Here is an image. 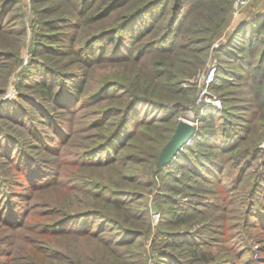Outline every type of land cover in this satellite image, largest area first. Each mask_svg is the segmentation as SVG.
Instances as JSON below:
<instances>
[{
	"label": "rangeland",
	"instance_id": "1",
	"mask_svg": "<svg viewBox=\"0 0 264 264\" xmlns=\"http://www.w3.org/2000/svg\"><path fill=\"white\" fill-rule=\"evenodd\" d=\"M113 1L88 0L83 6L82 0H0V9L4 7L0 13V178L12 185L8 188L1 181L5 193L16 192V210L29 207L21 225L7 223L0 216V260L9 264H156L160 251L179 249L178 254L186 256L191 264L199 263L196 257L202 251L207 259L213 258L212 263L264 264V183L258 188L264 173V73L253 70L261 48L253 55L248 51L253 31L247 22L255 17L254 0H204L199 5L195 0H179L180 29L167 43L156 42L151 47L165 32L175 2L165 0L163 6L159 4L135 22L143 32L131 46L130 58L84 62L78 48L92 36L119 27L121 19L151 0ZM64 18L72 19V24H51ZM240 29V34L233 37ZM52 33L57 37H47ZM256 38H264V25ZM105 39L108 54L114 36ZM102 41L95 44L93 55L99 52ZM263 42L253 41L255 45ZM128 51H122L123 55ZM38 63L54 66L57 72L83 76V89L77 93L74 110L43 98V88L31 80L38 76ZM107 82L112 87L103 93L100 89ZM138 94L145 100L133 107L125 133L98 154L104 158L116 150L124 151V163L118 167L84 163V152L102 143L113 128H108L107 122L119 118L112 115L101 122L105 110L123 109ZM28 97L48 104L52 113L69 125L64 144L50 141L53 138L49 135L54 132L44 122L48 118ZM146 99L161 103V108L149 105ZM13 103L23 110L22 123L9 114ZM30 116L41 122L38 129L47 139L46 145L30 133ZM180 121L193 124L196 130L171 159L170 166L160 165L161 151ZM216 131L215 136L205 135ZM231 132L240 133L234 150H212L224 160L218 172L221 176L205 184L195 182V177L202 180L185 166L188 157L181 156L187 155L189 147L211 151L201 142L211 137L218 142L217 135L225 133L226 138L233 135ZM11 140L17 141L19 148L5 145ZM28 155L31 160L40 159L44 170H58V185H47L53 178L33 186L28 180L18 182L27 178L26 171L33 166H28ZM132 155L139 160H130ZM155 155L158 160L153 164ZM193 183V188H188ZM107 187L136 188L139 197L115 210ZM126 197L116 199L124 202ZM2 199L0 194V205ZM252 205L257 207L262 227L249 225ZM60 206L64 212L57 211ZM132 206L140 208L142 215L134 213ZM202 206L205 211L198 210ZM98 208L111 218L83 219L81 223L87 222V226L81 229L91 230L86 235L49 229L65 212L75 215ZM184 214L185 221L180 222ZM108 219L123 221L127 227L133 223L141 236H133L123 246L111 245L117 248L114 250L120 249L113 253L105 239L120 228ZM73 223L76 226L72 227L80 229V221ZM101 225H106L104 230ZM175 232H190V243L199 246L196 252L172 244L168 233Z\"/></svg>",
	"mask_w": 264,
	"mask_h": 264
},
{
	"label": "trees",
	"instance_id": "2",
	"mask_svg": "<svg viewBox=\"0 0 264 264\" xmlns=\"http://www.w3.org/2000/svg\"><path fill=\"white\" fill-rule=\"evenodd\" d=\"M122 2V0H114L112 2V4H116L117 2ZM196 4L199 5V3H201V1L204 0H195ZM88 2V0H82L83 6L84 4L86 5V3ZM163 3H165V0H151L150 2H148L147 4H144L143 6H140L138 9H136L135 11L130 12L127 17L120 22L119 27L117 28H112V29H108L106 31L101 32L100 34H96L94 36H92L91 38H89V40L86 42V45L83 48H78L77 53L82 55L84 58V62H92V61H99L103 58H109L110 60H116L117 58H130L129 53H130V48L131 46H133V43L136 39H139L142 35L143 32V28H141V25H137L136 23L138 21V19L143 16L146 15L148 13H152L154 11V9L161 4L162 6L164 5ZM180 6V1L179 0H175L173 6L171 7V15L169 17V20L167 22L166 25V30L163 33V35L161 36L160 39H158V41H154L150 46L152 47L156 42L157 43H167L168 41H166L167 39H171L173 38V34L178 31L180 28L179 26V11L178 8ZM87 8V6H86ZM4 9V7H2V10ZM0 9V13L2 11ZM3 12V11H2ZM2 14V13H1ZM255 17L251 18L250 21L247 22L248 27H250V29H252V35L250 36V44L248 46V51L250 54H254L256 52L257 49H260V53L258 54V64L253 68L254 71H256V73L260 74V73H264V42L263 44L260 45H255L253 43V41H264V38L259 40V38H256V36L258 35V31L262 28V26L264 25V13H260L259 15H254ZM146 21H148V19H146ZM145 21V22H146ZM72 19H68V18H64V19H60V20H55L53 21V23H51L53 26L58 25L59 23L62 24H72ZM149 23V22H148ZM131 25L134 27V29H132L130 31ZM132 27V28H133ZM244 29L248 28L247 26H242ZM241 27V29H242ZM240 30H238L237 32L235 31L233 37L237 36L238 34H240ZM243 31V30H242ZM124 32L129 33L130 35H125ZM107 34V35H106ZM107 36V37H106ZM114 36V41L113 42V47L111 49V51L106 54V47L104 46L107 41L105 38H110ZM117 36V38H116ZM47 37L49 38H55L57 37V34L52 33L49 34ZM232 37V38H233ZM256 38V39H255ZM101 40H103L102 43L103 45L100 47L99 52H97L96 55H93V52L95 49H97L96 47V43L97 42H101ZM129 50L127 52L128 55H123L124 50ZM139 53V50L137 49V54ZM257 55V54H255ZM246 60V59H244ZM248 61V60H246ZM243 62V61H242ZM240 62V64L242 63ZM39 64V63H38ZM36 66V65H35ZM34 66V67H35ZM38 76L37 78H31V80L36 81L38 85L41 86V88H43V90L41 91V94L43 96V98H45L46 100L50 99L51 102H53L54 104H58L66 109H73V104L74 101L77 99V93L79 92V90L83 89V83H84V79L83 76L80 73H73V74H68V73H63L61 71L57 72L56 68L54 66H51L49 64H39L38 66ZM245 70L248 69V66L244 68ZM262 79V78H261ZM262 82V81H261ZM112 87L111 82H107L103 85V87L100 89V91H102L103 93L109 88ZM144 97H141L139 94L135 95L134 97H132V99L126 104V106L123 109H116V108H112L110 110H105L104 117H102L100 119L101 122H105L107 120V117L109 118L110 116H119V118L117 117V119H114L112 121L107 122L108 128L110 125H113V128H111L110 133L105 137V139L103 140L102 143H99L97 146H95L93 149H90V151H88L87 153L84 152V156L83 157H87L85 160L83 159L84 163H91V164H102V166H113V167H118L120 163H124L125 159H127V155L124 156V154H122L123 152L118 153L117 150L116 152H114L112 154V156H106V157H98L99 153L108 149L109 145L111 142H114L118 136H120L122 133H125V127L126 124L129 121V117H130V112L132 111L133 107L137 106V103L142 100ZM27 99V98H26ZM36 97H28V101H31V103H33L36 106V109H38V111L42 112V115L44 116V118H48L47 120L45 119V123L53 129L52 133L53 135H49L50 141H60L61 144L65 143V141H67V134H70L69 131V125L65 122H63V120H60L58 117V114L56 113H52V110L50 109V106L48 104H44V102L42 100H35ZM79 100V98H78ZM145 100V98H144ZM80 101V100H79ZM146 101L148 103H150L149 105L154 106L157 109H160L162 104L161 103H156V102H152L149 101L148 99H146ZM17 104L13 103L10 106V112L9 114H12V116L14 117H19V119H16L18 122H20L23 116V110H21L20 108H18V106H16ZM74 110V109H73ZM9 111V110H8ZM75 112V111H73ZM29 122L28 123V129L30 130V133L33 134V137H35V139L39 140L41 142L42 145H46L47 144V139L45 137H43L42 135H40V127H42V125L39 123L38 120H33L32 116L29 117ZM22 123V122H20ZM103 124V123H102ZM132 128V127H131ZM37 130V131H35ZM226 132V131H225ZM217 133V131L214 133L210 132L207 133L205 135L209 136H215ZM233 133V132H231ZM122 134V135H123ZM221 134V133H220ZM225 134V133H224ZM224 134L222 135H217V141H215V139H213L214 137H211V140L206 142V141H202L201 144H205L208 147H210L211 151H200V150H196L194 147H189V149H187V155H183L181 156L182 158H187L189 159L188 163H184L186 164L185 166L188 167L191 171H194L198 176H200L202 181H199V179L197 177H195V182H200L201 184H205L204 181L206 182H212L213 180L217 179L216 177L221 176L218 172L221 169V166L224 163V160L221 158V155H219L218 153H214L212 150H214L215 148H218V152L221 153H228L229 151L234 150L235 146L237 145V139L240 136V133L234 132L233 135H229L228 137L224 138ZM42 136V137H41ZM66 137V138H65ZM10 140V139H8ZM15 142V144H14ZM112 144V143H111ZM130 144V141H128L126 143V146H128ZM6 146L13 147V150L17 149V145L19 148V144L17 141L15 140H11V141H7V143H5ZM57 145V142H56ZM216 145V146H215ZM5 146V147H6ZM56 147V146H55ZM59 148V147H56ZM8 149V148H7ZM97 156V157H96ZM28 166L31 164L33 165L32 167H29L28 170L26 171L27 173L25 174V176H27V178L25 177V179L23 181H21L20 179L17 180L18 182H25V180L28 182H30V185H36L37 182H39L40 184H42V182L44 180H47L49 178H53L51 179L50 182H47V185H58V178H59V171L55 170V169H47L44 170V168L40 167L41 161L40 159H38L37 161L32 158L33 160H31V157L28 155ZM94 158V159H92ZM100 158V159H99ZM155 158V159H154ZM153 158V164L156 163V160H158V156L155 155ZM96 159V160H95ZM130 160H135L138 161L139 159H137L135 157V155H132V157L129 158ZM160 159V157H159ZM155 160V161H154ZM185 160V159H184ZM82 161V160H81ZM172 163V160H170L169 162L165 163V165L170 166V164ZM112 164V165H111ZM174 166H176L175 162L173 163ZM164 165V164H163ZM129 168L131 169L132 166L128 165ZM242 170H244V167L241 168L239 174H238V179L237 181H239L241 179L240 176H242ZM114 171V168L112 169V173ZM172 172V171H170ZM194 173V174H195ZM222 173V171H221ZM136 174V173H135ZM135 174L132 173V176H134ZM216 176V177H215ZM135 178V177H134ZM136 179V178H135ZM1 181L3 183L6 184V186L8 188H12V185H8V181L6 179H2L0 178V194L3 196L2 199V204L0 205V216L7 222L13 225H21L24 222L25 219V215L27 214V211H29V207L28 209H26L25 211H22L19 207V211L16 210L17 204L14 201L16 196H14V194L16 193L15 191L13 192H8L5 193V189L2 188V184ZM41 181V182H40ZM113 182V181H112ZM38 183V184H39ZM264 183V173L263 176L258 184V188L262 187ZM14 184V183H13ZM16 186V184H14ZM45 185V186H47ZM193 184H188V188H193ZM44 186V185H43ZM50 187V186H49ZM109 189V194L110 197L109 199L113 201L112 203V208H114L115 210L118 209H122L123 205L125 204H129L131 201L130 200H135L137 197H139L138 194V189L136 188H130V189H122V190H118V188L116 187H107ZM3 192V193H1ZM5 193V195H4ZM108 194V195H109ZM123 196H128L124 199L123 201H119L118 198H121ZM15 197V198H14ZM129 198V199H127ZM16 205V207H15ZM207 205V204H206ZM134 211V213L138 214V215H142L140 213V208L132 206L131 207ZM202 209H198V210H203V206L199 207ZM60 207H57V211L58 212H64V210ZM206 210V209H205ZM203 210V211H205ZM256 211H257V207H254V205H252L250 207L249 210V218L251 223H249V225L251 226H261V223L258 222V216L256 215ZM103 212L108 213L107 211H105L104 209H96L95 211H89L86 213H74L73 214H69V212H65L63 213V215L55 220L51 225L50 228H52L51 231L54 232H60V233H69V232H78V237L79 236H83L86 235L87 233H89L91 230L89 228L85 229H81L86 227L87 222L85 224H82V220L85 218H92V217H101V216H105V218H111L108 217L107 215H105ZM145 213H147V209L145 210ZM252 219H254V221H252ZM80 221V225H78V227L80 229L74 228L72 226H76L75 221ZM86 220V219H85ZM185 221V214L181 216L180 218V222ZM108 222H111L113 224H116L120 230L118 231L117 234H111L108 235L105 239L106 242H108V244L114 245L115 243H117L119 246H123V244H125L126 242H130L133 236H135V238L140 237L141 233L140 231L134 230L133 228H135V226L132 225H128V227L126 226V224H123V221L120 220H116V219H108ZM72 223L74 225H72ZM100 224V222H99ZM83 225V227H81ZM102 229L104 230L103 227H106V225H101ZM101 232V231H100ZM99 232V233H100ZM103 232V231H102ZM169 237L171 238L172 244H177L178 247H182V249H190V250H194L196 252L197 247H199L196 243L191 244L190 242H193L192 236L190 234V232H186L184 234H180V233H168ZM75 235V234H73ZM93 236H98V234H93ZM163 235V234H160ZM159 235H157L158 237ZM194 236L197 237L198 234L194 233ZM134 239V238H132ZM184 242L180 243V241ZM169 241V238H168ZM178 242V243H177ZM180 244V245H179ZM201 244V243H200ZM112 248L111 251L113 253H117L120 249L118 250H114L117 248H114L113 246H111ZM121 248V247H119ZM181 250V249H180ZM122 252H124V250L122 249ZM178 253H181V251H179V249H175L173 251H160V255L158 257L159 262H157L156 264H191L192 261L187 260L186 256L179 255ZM200 256L196 257V263L197 264H219V263H212V259L213 258H209L207 259L206 257V252L202 251L201 254H199ZM215 259V258H214ZM40 260V259H39ZM203 260V261H202ZM38 262V261H36ZM181 262V263H180ZM0 264H9L8 263H3L0 260Z\"/></svg>",
	"mask_w": 264,
	"mask_h": 264
},
{
	"label": "water",
	"instance_id": "3",
	"mask_svg": "<svg viewBox=\"0 0 264 264\" xmlns=\"http://www.w3.org/2000/svg\"><path fill=\"white\" fill-rule=\"evenodd\" d=\"M196 127L186 121H180L172 138L163 147L160 155V165L169 162L188 143L194 134Z\"/></svg>",
	"mask_w": 264,
	"mask_h": 264
},
{
	"label": "crops",
	"instance_id": "4",
	"mask_svg": "<svg viewBox=\"0 0 264 264\" xmlns=\"http://www.w3.org/2000/svg\"><path fill=\"white\" fill-rule=\"evenodd\" d=\"M253 13L254 15H259L260 13H264V0H254Z\"/></svg>",
	"mask_w": 264,
	"mask_h": 264
},
{
	"label": "built area",
	"instance_id": "5",
	"mask_svg": "<svg viewBox=\"0 0 264 264\" xmlns=\"http://www.w3.org/2000/svg\"><path fill=\"white\" fill-rule=\"evenodd\" d=\"M211 78H212V77L208 78V82L211 81Z\"/></svg>",
	"mask_w": 264,
	"mask_h": 264
},
{
	"label": "bare ground",
	"instance_id": "6",
	"mask_svg": "<svg viewBox=\"0 0 264 264\" xmlns=\"http://www.w3.org/2000/svg\"><path fill=\"white\" fill-rule=\"evenodd\" d=\"M152 17V16H151Z\"/></svg>",
	"mask_w": 264,
	"mask_h": 264
}]
</instances>
